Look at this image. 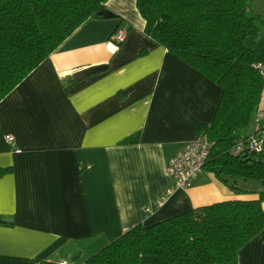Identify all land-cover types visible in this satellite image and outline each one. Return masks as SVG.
<instances>
[{"label": "crops", "instance_id": "obj_1", "mask_svg": "<svg viewBox=\"0 0 264 264\" xmlns=\"http://www.w3.org/2000/svg\"><path fill=\"white\" fill-rule=\"evenodd\" d=\"M105 7L117 18L85 22L0 102V171L10 170L0 174V264H80L138 224L254 200L263 188L229 181L236 193L204 169L158 206L174 188L169 160L212 122L222 90L144 33L136 0ZM252 12L264 18V0ZM121 27L127 37L112 52ZM258 49L264 62V41ZM238 264H264V230L239 250Z\"/></svg>", "mask_w": 264, "mask_h": 264}, {"label": "trees", "instance_id": "obj_2", "mask_svg": "<svg viewBox=\"0 0 264 264\" xmlns=\"http://www.w3.org/2000/svg\"><path fill=\"white\" fill-rule=\"evenodd\" d=\"M107 1L0 0V102L85 22L117 18ZM253 2L136 0V6L148 37L222 90L212 122L196 129L213 143L205 169L236 193L229 181L261 183L258 198L138 224L80 264H238L239 250L264 230V148L231 154L237 139H247L240 132L253 124L264 90L254 68L264 18L252 12Z\"/></svg>", "mask_w": 264, "mask_h": 264}, {"label": "built area", "instance_id": "obj_3", "mask_svg": "<svg viewBox=\"0 0 264 264\" xmlns=\"http://www.w3.org/2000/svg\"><path fill=\"white\" fill-rule=\"evenodd\" d=\"M127 33L126 27L117 29L108 43L109 50L116 52L125 41ZM254 68L264 78V62H255ZM252 125L253 130L247 139L239 138L236 140L231 150L232 155L236 156L246 150L257 153L263 150L264 109H257ZM4 138L9 144L15 142L13 134L8 133ZM212 145V141L205 134L197 135L192 141L185 143L182 149L169 160L166 172L173 179L174 188L168 190L158 200V206H162L167 201L173 190H185L192 186L193 179L205 169Z\"/></svg>", "mask_w": 264, "mask_h": 264}, {"label": "water", "instance_id": "obj_4", "mask_svg": "<svg viewBox=\"0 0 264 264\" xmlns=\"http://www.w3.org/2000/svg\"><path fill=\"white\" fill-rule=\"evenodd\" d=\"M106 69H107V66L106 65L89 67L87 69H84V70H81V71L76 72L74 74V78L80 80V79H83V78H85V77H87L89 75H92V74L101 72V71L106 70ZM4 221L5 222H10L11 219L5 218Z\"/></svg>", "mask_w": 264, "mask_h": 264}, {"label": "rangeland", "instance_id": "obj_5", "mask_svg": "<svg viewBox=\"0 0 264 264\" xmlns=\"http://www.w3.org/2000/svg\"><path fill=\"white\" fill-rule=\"evenodd\" d=\"M262 133H263V136H262V137H263V139H264V132H262Z\"/></svg>", "mask_w": 264, "mask_h": 264}]
</instances>
